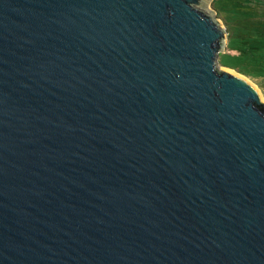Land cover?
Listing matches in <instances>:
<instances>
[{"label":"water","instance_id":"1","mask_svg":"<svg viewBox=\"0 0 264 264\" xmlns=\"http://www.w3.org/2000/svg\"><path fill=\"white\" fill-rule=\"evenodd\" d=\"M212 0H0V264H264V95Z\"/></svg>","mask_w":264,"mask_h":264},{"label":"rangeland","instance_id":"2","mask_svg":"<svg viewBox=\"0 0 264 264\" xmlns=\"http://www.w3.org/2000/svg\"><path fill=\"white\" fill-rule=\"evenodd\" d=\"M210 10L228 32L218 64L250 79L264 95V0H212Z\"/></svg>","mask_w":264,"mask_h":264},{"label":"crops","instance_id":"3","mask_svg":"<svg viewBox=\"0 0 264 264\" xmlns=\"http://www.w3.org/2000/svg\"><path fill=\"white\" fill-rule=\"evenodd\" d=\"M231 42H230V40H229V42H228V44H230ZM227 51V50H226ZM233 51H235V50H233ZM225 52V51H224ZM261 83V87H263L264 88V82H260Z\"/></svg>","mask_w":264,"mask_h":264},{"label":"trees","instance_id":"4","mask_svg":"<svg viewBox=\"0 0 264 264\" xmlns=\"http://www.w3.org/2000/svg\"><path fill=\"white\" fill-rule=\"evenodd\" d=\"M224 65V64H223ZM228 66V65H227ZM229 67H233V68H237L238 66H229Z\"/></svg>","mask_w":264,"mask_h":264}]
</instances>
